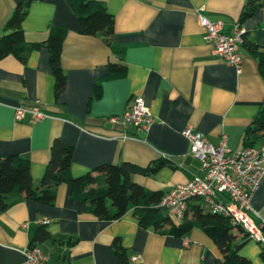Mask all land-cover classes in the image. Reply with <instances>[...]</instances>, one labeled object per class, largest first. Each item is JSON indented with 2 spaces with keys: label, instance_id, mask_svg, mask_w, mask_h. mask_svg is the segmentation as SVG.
Wrapping results in <instances>:
<instances>
[{
  "label": "crops",
  "instance_id": "obj_1",
  "mask_svg": "<svg viewBox=\"0 0 264 264\" xmlns=\"http://www.w3.org/2000/svg\"><path fill=\"white\" fill-rule=\"evenodd\" d=\"M26 1L27 41H43L53 28L65 30L61 62L67 75L65 89L57 94L46 47L32 49L24 61L13 54L0 59V157L28 156L34 187L56 137L74 148L73 176L103 162L146 167L165 161L156 171L133 175L146 189L164 191L204 174L182 133L186 126L204 132L214 144L225 136L234 151L245 147L246 129L264 105L259 60L244 44L240 71L214 55L200 14L221 19L226 33L239 23L245 40L264 49V0L243 20L252 0H102L115 17L112 46L83 32L67 0H0V36L15 6ZM116 61L126 64V75L99 83ZM138 95L155 117L145 134H136L142 140L124 136L135 133L132 126L108 119ZM36 100L44 118L33 121L30 113L15 118L17 106ZM257 145H264V138ZM253 194L251 214L264 223V178ZM133 211L117 219L97 218L83 210L67 183L59 185L54 204L11 192L7 207L0 206V264L24 261L41 225L49 231L38 242L48 264H123L112 250L115 238H120L129 264H215L223 258L200 228L184 236L161 234L138 224ZM235 248L251 264H264L263 240L239 233ZM134 254L140 255L136 261Z\"/></svg>",
  "mask_w": 264,
  "mask_h": 264
},
{
  "label": "trees",
  "instance_id": "obj_2",
  "mask_svg": "<svg viewBox=\"0 0 264 264\" xmlns=\"http://www.w3.org/2000/svg\"><path fill=\"white\" fill-rule=\"evenodd\" d=\"M75 13L85 34L101 36L109 45H113L115 17L107 10L102 0H67ZM243 10L241 20L250 16L261 0H252ZM29 10V1L19 2L6 22L0 36V59L13 54L26 60L32 49L46 47L50 52V63L55 77V92L61 93L67 84V75L63 69L61 56L65 30L53 28L49 36L40 42L25 39L23 20ZM244 45L259 60V70L264 79V49L256 42L244 40ZM127 66L123 62H111L109 70L99 78L103 80L121 78L126 75ZM264 138V105L246 129L245 146H255ZM51 155L46 163L43 177L37 187L33 186L28 156L12 153L0 157V206L7 207V198L11 192H19L28 198L54 204L60 184L67 183L72 194L81 201L84 211L100 219H117L129 209H134L138 224L161 234L184 236L193 228H200L217 244L223 254L215 264H251L246 256L238 253L235 246L239 233L248 235L240 226L220 212L210 210L197 198L189 201L184 218L175 222L172 216L159 208L166 191L148 190L134 180L136 173L146 174L156 171L165 161L153 165L141 166L130 161L120 163L103 162L80 176L71 173L74 148L55 138L51 144ZM47 227H38L31 246L38 245L49 237ZM115 254L123 264L129 259L120 238L113 241Z\"/></svg>",
  "mask_w": 264,
  "mask_h": 264
},
{
  "label": "built area",
  "instance_id": "obj_3",
  "mask_svg": "<svg viewBox=\"0 0 264 264\" xmlns=\"http://www.w3.org/2000/svg\"><path fill=\"white\" fill-rule=\"evenodd\" d=\"M200 19L206 30V38L212 44V53L240 71L244 28L238 23L231 32L226 33L221 19L213 20L202 14ZM41 107L39 100L30 106L19 105L15 108V118L22 120L30 113L31 119L38 121L47 115ZM123 110L121 114L111 115L108 119L132 126L135 133L124 136L142 140L136 134H145L155 122L144 96L134 97ZM182 133L190 142L191 153L201 161L204 174H195L185 183L172 185L159 203L160 210L180 222L189 201L200 198L210 210L226 215L249 235L264 241V223H258L251 214L254 211L253 193L264 178V145L245 146L234 151L226 144L225 136L214 144L204 132L193 126H186ZM24 254V261L18 264H48L49 257L39 245L26 248ZM139 258V254L132 256L133 261Z\"/></svg>",
  "mask_w": 264,
  "mask_h": 264
},
{
  "label": "water",
  "instance_id": "obj_4",
  "mask_svg": "<svg viewBox=\"0 0 264 264\" xmlns=\"http://www.w3.org/2000/svg\"><path fill=\"white\" fill-rule=\"evenodd\" d=\"M264 231V230H263Z\"/></svg>",
  "mask_w": 264,
  "mask_h": 264
}]
</instances>
